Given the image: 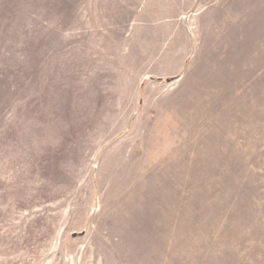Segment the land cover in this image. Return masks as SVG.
Wrapping results in <instances>:
<instances>
[{"label":"rangeland","instance_id":"obj_1","mask_svg":"<svg viewBox=\"0 0 264 264\" xmlns=\"http://www.w3.org/2000/svg\"><path fill=\"white\" fill-rule=\"evenodd\" d=\"M0 264H264V0H0Z\"/></svg>","mask_w":264,"mask_h":264}]
</instances>
